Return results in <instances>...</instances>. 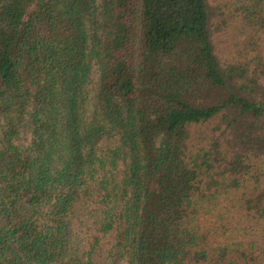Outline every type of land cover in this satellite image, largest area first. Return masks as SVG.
<instances>
[{
    "label": "trees",
    "instance_id": "1",
    "mask_svg": "<svg viewBox=\"0 0 264 264\" xmlns=\"http://www.w3.org/2000/svg\"><path fill=\"white\" fill-rule=\"evenodd\" d=\"M0 264H264V0H0Z\"/></svg>",
    "mask_w": 264,
    "mask_h": 264
},
{
    "label": "rangeland",
    "instance_id": "2",
    "mask_svg": "<svg viewBox=\"0 0 264 264\" xmlns=\"http://www.w3.org/2000/svg\"><path fill=\"white\" fill-rule=\"evenodd\" d=\"M94 77H96V72L93 74Z\"/></svg>",
    "mask_w": 264,
    "mask_h": 264
}]
</instances>
